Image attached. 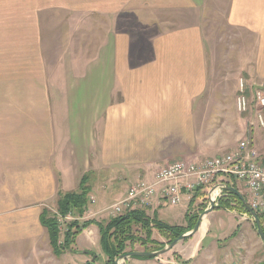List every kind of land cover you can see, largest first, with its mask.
<instances>
[{
  "label": "crops",
  "instance_id": "obj_1",
  "mask_svg": "<svg viewBox=\"0 0 264 264\" xmlns=\"http://www.w3.org/2000/svg\"><path fill=\"white\" fill-rule=\"evenodd\" d=\"M208 7L207 0H0V205L17 200L25 208L10 221L23 222L20 234L44 236L31 230L38 206L77 191L83 177L89 196L103 193L98 208L83 213L94 220L108 198L120 200L173 161L223 154L222 133L237 123L212 107ZM226 7V25L263 50L255 78L264 80V0ZM197 200L181 204L176 222L184 226ZM164 205L146 214L162 221ZM87 241L79 235L77 249Z\"/></svg>",
  "mask_w": 264,
  "mask_h": 264
},
{
  "label": "rangeland",
  "instance_id": "obj_2",
  "mask_svg": "<svg viewBox=\"0 0 264 264\" xmlns=\"http://www.w3.org/2000/svg\"><path fill=\"white\" fill-rule=\"evenodd\" d=\"M227 1L228 0H207V3L210 4V7L207 8V12L210 13L206 16L207 18L205 21V34L207 37H210L208 43V56L211 60L210 66L213 68L214 72L210 89L211 92L216 91V94L212 97V99H216L212 107L215 109L218 106L217 104H219V108L222 109L220 111L222 115L229 116V122L237 123L236 129L235 126L232 125L233 128L230 126L222 133L224 149L222 148L223 151L221 153L224 154L226 151H231L230 149L237 146L239 140L247 138L253 143L260 156L264 157V129H261L255 123L256 106L254 104L253 95L255 89L264 88V80H257L255 78L257 70L255 57H257L258 42L251 34H247L245 31L243 32V30L240 31L239 29H234L226 25ZM79 43H82V46H79V50H84L85 40H79ZM259 51L258 55L261 59L263 58V50L260 49ZM239 77L243 78L251 100L249 111L246 113H238L236 110L235 102L238 94L237 80ZM217 91L219 92L217 93ZM209 93L206 95V98H209ZM54 100H56V96H54ZM213 109L211 113L215 112ZM243 119L246 121V126ZM245 129L246 135L242 134ZM176 161L184 160L181 159ZM229 183L230 182H228V184ZM134 184L136 183L132 185ZM236 189L245 197L244 189L241 186L236 185ZM98 195H103V193L95 192L92 196L88 194L87 208L89 205H92L89 208L93 209L96 196L98 198ZM89 197H93V203L90 202ZM101 198L104 200V196ZM119 198L120 196L108 198L107 202L99 208L104 209L106 212H104V210L101 211L99 213L100 217L98 216L94 220H108L109 217L107 216V212L110 213L114 208L118 207L117 205L125 196L120 200ZM57 199H55L56 202ZM55 200L46 207L38 206L37 209L42 210V208H46L56 220V224L59 219L63 221L61 222V226H63L64 223L69 224L74 220L80 222L91 220L89 217L87 218L83 215L79 216L74 210L68 212L64 216L61 215L56 208V204L54 203ZM221 200L225 202L223 203V207L219 208ZM14 201L15 202L9 206L0 205V264H106L107 258L100 249L99 232L95 224L87 227L80 234V236L84 234L85 240H88L87 242L89 245H86L88 247L87 249L85 246V248L82 247L80 250L77 249V237L74 246L76 247L75 250H78V252L74 251L71 253L70 251H65L63 255L54 256L46 235L47 233L40 224H38L37 228L33 227L31 230H37L40 234L42 229L44 236L41 234L39 237L32 239L31 237L24 236L27 233L20 234L22 230L27 229L23 222H10L11 220L17 219L20 212L25 209L17 203V200ZM196 202L194 209H192V215L199 214L198 212L201 211L198 205L200 203L198 200ZM214 205L216 208L213 213L207 218H203L202 223H205L204 233L200 232L202 227L201 224L194 238L192 237V239H185L178 242L165 254L153 259L131 258L123 262L120 261L119 263L264 264V245L257 235V230L253 221L242 207L241 202L222 196L217 199ZM164 206L166 207L162 209L164 214L162 216V221L170 225H182V222H176L177 220L175 219L177 218V213L183 211V205ZM97 208L96 206L94 207L95 210ZM190 208H193V206ZM28 210L33 211L32 208H28ZM202 210L204 211L205 209ZM168 238H170V236H168ZM168 238L155 234L153 239L159 242L160 245L148 244L145 248L140 244H134L127 249V252H141L143 250L156 251L159 246L165 247L168 245ZM58 243L62 246L63 239L61 238V234ZM84 251L87 252V254H85ZM79 252H83V254ZM94 255L96 257L93 260Z\"/></svg>",
  "mask_w": 264,
  "mask_h": 264
},
{
  "label": "built area",
  "instance_id": "obj_3",
  "mask_svg": "<svg viewBox=\"0 0 264 264\" xmlns=\"http://www.w3.org/2000/svg\"><path fill=\"white\" fill-rule=\"evenodd\" d=\"M253 95L256 124L264 129V88L255 90ZM235 103L238 113L249 111V93L243 79H239ZM226 182L241 186L250 208L264 216V162L247 138L239 141L231 152L200 162L176 161L160 168L151 182L139 181L130 186L125 198L107 216L114 218L131 208L149 209L161 201L168 206L190 203L198 192L204 194L199 201L208 209L210 202L215 204L222 197L221 189ZM89 200L93 203V197ZM61 222L59 219L57 225L63 239L67 224L61 226Z\"/></svg>",
  "mask_w": 264,
  "mask_h": 264
},
{
  "label": "trees",
  "instance_id": "obj_4",
  "mask_svg": "<svg viewBox=\"0 0 264 264\" xmlns=\"http://www.w3.org/2000/svg\"><path fill=\"white\" fill-rule=\"evenodd\" d=\"M89 192L90 190L86 184V177H83L77 191L58 194L56 202L58 212L64 216L68 212L74 210L79 216L83 215L88 202ZM225 194L227 196L223 197L238 200L235 195L230 192L225 191ZM203 197L204 194L198 192L192 201L194 202L196 199H202ZM224 200L220 201L221 203L219 208L223 207V203L225 202ZM200 207L202 208L201 211L198 212L199 214H194L192 217H188V214L186 215L184 226L170 225L160 221L155 216L149 217L146 214V209L142 208L130 209L123 214L114 218H109L106 221L90 220L80 222L78 220H74L73 222L67 224V231L64 233L62 246L58 243L60 233L58 231L56 220L46 208L41 210L39 223L47 231L49 244L52 248V252L56 256L61 255L65 251H75L73 246L76 238L84 229L95 224L99 232L100 249L107 258L106 264H116V259L128 253L127 249L134 244H140L145 248L148 244L160 245L159 242H156V240L153 239L155 234H159L166 238L170 236V238H168L169 244L181 234L192 230L197 222L198 216L203 212V205H200ZM258 217L264 233V216L259 215ZM162 248H164V246H159L158 250ZM158 250L156 249V251ZM142 252L154 251L143 250ZM95 257L96 256L94 255L93 260ZM144 259H153V257Z\"/></svg>",
  "mask_w": 264,
  "mask_h": 264
},
{
  "label": "water",
  "instance_id": "obj_5",
  "mask_svg": "<svg viewBox=\"0 0 264 264\" xmlns=\"http://www.w3.org/2000/svg\"><path fill=\"white\" fill-rule=\"evenodd\" d=\"M222 188H224L225 190L229 191L230 193L234 194L239 202H241L242 206L244 207L245 211L247 212V214L250 216L251 220L253 221L256 230H257V235L259 236L260 240L262 241L263 245H264V233L262 230V226L260 223V219L259 217L252 211V209L248 206L247 201L243 198V196L241 195V193L239 191H237L236 189L230 188V187H224L222 186ZM212 193V192H211ZM210 193V194H211ZM215 205L210 202V206L208 209L204 210L197 219V222L195 224V226L193 227L192 230L181 234L180 236H178L175 240H173L171 243H169L167 246H165L164 248L158 250V251H154V252H128L122 256H120L117 260H116V264H120L119 262H123L127 259H131V258H150V257H157L160 256L162 254L167 253L168 251H170L178 242L191 238L192 236H194L199 228L201 227L203 218H205L209 213L213 212L215 209Z\"/></svg>",
  "mask_w": 264,
  "mask_h": 264
},
{
  "label": "bare ground",
  "instance_id": "obj_6",
  "mask_svg": "<svg viewBox=\"0 0 264 264\" xmlns=\"http://www.w3.org/2000/svg\"><path fill=\"white\" fill-rule=\"evenodd\" d=\"M239 79H243V78H239ZM239 79H238V83H239ZM246 85V84H245ZM247 88V87H246ZM248 89V88H247ZM258 89H260V88H258ZM255 90H257V89H255ZM248 91V90H247ZM249 93V92H248ZM252 94H253V90H252ZM249 100H250V97H249ZM251 101V100H250ZM255 104V103H254ZM237 147V146H236ZM258 151V150H257ZM260 155V154H259ZM260 160H261V156H260ZM238 185V184H237ZM224 187H229V186H227L226 184L224 185ZM230 188H233V189H236V187H230ZM237 190V189H236ZM225 191L226 192H229V191H227V190H225L224 188H222L221 189V194H222V196H227L226 194H225ZM236 197V196H235ZM245 197H246V194H245ZM245 197H243L246 201H247V198H245ZM237 198V197H236ZM238 199V198H237ZM164 203V202H163ZM248 203V202H247ZM249 206V205H248ZM250 207V206H249ZM253 211V210H252ZM254 212V211H253ZM205 229V223H202V227H201V230H200V232H202V233H204V230Z\"/></svg>",
  "mask_w": 264,
  "mask_h": 264
}]
</instances>
